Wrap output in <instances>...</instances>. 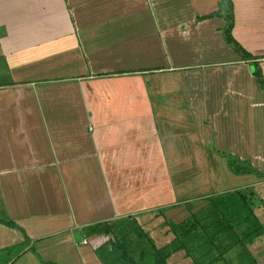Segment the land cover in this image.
Returning a JSON list of instances; mask_svg holds the SVG:
<instances>
[{
  "label": "crops",
  "instance_id": "crops-1",
  "mask_svg": "<svg viewBox=\"0 0 264 264\" xmlns=\"http://www.w3.org/2000/svg\"><path fill=\"white\" fill-rule=\"evenodd\" d=\"M1 63L0 264H110L231 196L264 228V0H0Z\"/></svg>",
  "mask_w": 264,
  "mask_h": 264
},
{
  "label": "rangeland",
  "instance_id": "rangeland-1",
  "mask_svg": "<svg viewBox=\"0 0 264 264\" xmlns=\"http://www.w3.org/2000/svg\"><path fill=\"white\" fill-rule=\"evenodd\" d=\"M0 66L2 68L3 64ZM207 201L167 210L164 214L166 223L161 220L157 237H153L158 238L156 241L149 236L147 239L139 238L133 234L132 228L127 235L122 232L115 234L109 230L106 234L96 237L94 244L99 250L107 252L106 263L112 258L110 264H136L125 245L121 243L122 237L131 254L136 258L140 257L139 264H166L167 261H170L168 264H229L230 257L238 252L233 249L238 246L243 248L241 252L244 255H248L249 246L258 255L264 253V249L261 250V247L264 248V228L259 223L246 219L241 206L242 199L233 196L221 199L225 215L215 204L216 201ZM256 201L259 202L257 195ZM258 208L264 213V205ZM172 220L176 222V235L173 230L169 232L167 228L169 224L171 226ZM204 257L208 263H205Z\"/></svg>",
  "mask_w": 264,
  "mask_h": 264
},
{
  "label": "trees",
  "instance_id": "trees-1",
  "mask_svg": "<svg viewBox=\"0 0 264 264\" xmlns=\"http://www.w3.org/2000/svg\"><path fill=\"white\" fill-rule=\"evenodd\" d=\"M231 168L236 174H252L255 173L254 169L251 168L249 165L239 161V160H232L231 161ZM132 261V259H129Z\"/></svg>",
  "mask_w": 264,
  "mask_h": 264
}]
</instances>
